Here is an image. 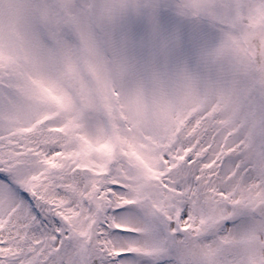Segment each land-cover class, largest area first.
Here are the masks:
<instances>
[{"label": "snow or ice", "instance_id": "snow-or-ice-1", "mask_svg": "<svg viewBox=\"0 0 264 264\" xmlns=\"http://www.w3.org/2000/svg\"><path fill=\"white\" fill-rule=\"evenodd\" d=\"M0 264H264V0H0Z\"/></svg>", "mask_w": 264, "mask_h": 264}, {"label": "rangeland", "instance_id": "rangeland-1", "mask_svg": "<svg viewBox=\"0 0 264 264\" xmlns=\"http://www.w3.org/2000/svg\"><path fill=\"white\" fill-rule=\"evenodd\" d=\"M185 255L190 261H195L197 257L200 255V252L196 246H192L191 248H189L187 253H185Z\"/></svg>", "mask_w": 264, "mask_h": 264}]
</instances>
